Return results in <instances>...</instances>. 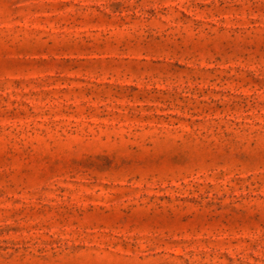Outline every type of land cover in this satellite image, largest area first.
Wrapping results in <instances>:
<instances>
[{"label":"rangeland","instance_id":"1","mask_svg":"<svg viewBox=\"0 0 264 264\" xmlns=\"http://www.w3.org/2000/svg\"><path fill=\"white\" fill-rule=\"evenodd\" d=\"M0 264H264V0H0Z\"/></svg>","mask_w":264,"mask_h":264}]
</instances>
